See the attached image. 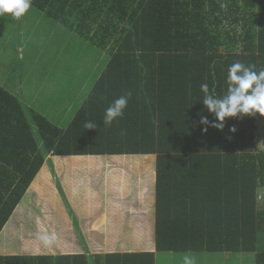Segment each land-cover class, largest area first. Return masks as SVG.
I'll return each instance as SVG.
<instances>
[{"label": "trees", "instance_id": "obj_1", "mask_svg": "<svg viewBox=\"0 0 264 264\" xmlns=\"http://www.w3.org/2000/svg\"><path fill=\"white\" fill-rule=\"evenodd\" d=\"M31 7L109 61L66 129L0 86V247L19 237L34 246L36 219L38 231L51 232L31 194L47 156L142 155L155 156L156 253L254 254L255 264H264V208H257L264 152L254 141L264 116L211 127L216 118L200 88L206 83L221 98L230 65L264 69V0H32ZM126 92L132 96L123 117L104 125L105 110ZM202 116L209 125L200 123ZM89 121L97 128L86 130ZM59 181L55 176L56 192L79 233V242L68 245L77 252L55 238L46 246L57 251L13 244L16 251L1 252L0 264L155 263L149 243L138 253L90 254L95 244L85 241ZM57 193L41 189L39 201L59 205ZM20 208L21 228L20 218L13 219Z\"/></svg>", "mask_w": 264, "mask_h": 264}, {"label": "crops", "instance_id": "obj_2", "mask_svg": "<svg viewBox=\"0 0 264 264\" xmlns=\"http://www.w3.org/2000/svg\"><path fill=\"white\" fill-rule=\"evenodd\" d=\"M106 66L98 75L97 70L91 72L95 80L97 77L96 82L102 78ZM16 97L21 99L22 95L18 94ZM84 103L78 106V110ZM62 122L61 119L59 124ZM55 176L60 179V185L65 191L85 241L96 244L95 247L91 246L90 254L138 253L145 251V244L149 243L150 251L155 253L154 264H156L157 253L154 248L155 156L54 157L49 155L45 159V172L35 179L31 191L38 197L40 194L37 192L41 193V189H46V187L49 188L51 194L57 193L56 183L53 182ZM36 195L33 197L35 198ZM259 201L264 202L262 191L257 194L258 209ZM34 208L37 210V215L42 216L43 226L51 228V232L50 230L48 232L38 231V219H36V230L34 231L37 238L52 233L57 242L64 244L62 247L65 250L67 248L71 250V245L68 244L79 242V233L73 228L72 217L62 204L54 205L51 202L45 204L39 201L35 203ZM21 210L22 208L19 210L20 213L13 218H20V226L23 224ZM31 219H33L32 216Z\"/></svg>", "mask_w": 264, "mask_h": 264}, {"label": "rangeland", "instance_id": "obj_3", "mask_svg": "<svg viewBox=\"0 0 264 264\" xmlns=\"http://www.w3.org/2000/svg\"><path fill=\"white\" fill-rule=\"evenodd\" d=\"M220 52H223L222 48ZM108 61L107 53L62 28L33 7L19 20L10 16L0 17V85L15 96L22 95L20 100L28 109L44 115L62 129L69 126L78 106L90 95L97 80L91 72L97 70V75L100 74ZM61 119L63 122L59 124ZM257 124L254 141L258 151L264 152V123ZM57 195L59 203L64 206L60 195ZM35 198L32 199L39 202L38 195ZM259 203V208H262L264 202ZM12 240L3 239L0 252L16 251L10 249L13 244L23 251L26 248L51 249V246L57 251L56 245L46 246L41 240L34 242L35 247L24 246L22 237H19V242ZM71 249L77 252L76 248ZM186 254L194 258L195 264H255L254 254L231 253H157L156 264H183Z\"/></svg>", "mask_w": 264, "mask_h": 264}, {"label": "clouds", "instance_id": "obj_4", "mask_svg": "<svg viewBox=\"0 0 264 264\" xmlns=\"http://www.w3.org/2000/svg\"><path fill=\"white\" fill-rule=\"evenodd\" d=\"M32 0H0V17L10 16L13 20L21 19L30 9ZM255 65L246 66L241 62H235L229 66L227 75V93L221 98L210 94L208 84H201L204 93L202 100L210 114L215 116V122L210 124L207 117H201L200 123L209 125L218 130H223L226 118L254 116L257 113L264 116V69L255 71ZM132 93L126 92L114 99L105 110L103 124L111 126L118 118H122ZM84 128L95 129L97 125L91 121L84 124ZM207 131V128L204 129ZM231 132H235L233 127ZM39 239L50 245L54 237L43 235ZM183 264H195L191 255L183 257Z\"/></svg>", "mask_w": 264, "mask_h": 264}, {"label": "built area", "instance_id": "obj_5", "mask_svg": "<svg viewBox=\"0 0 264 264\" xmlns=\"http://www.w3.org/2000/svg\"><path fill=\"white\" fill-rule=\"evenodd\" d=\"M259 199H260V197H259Z\"/></svg>", "mask_w": 264, "mask_h": 264}]
</instances>
